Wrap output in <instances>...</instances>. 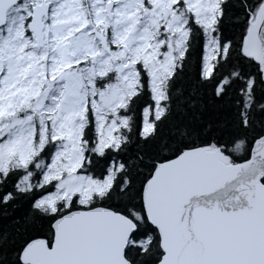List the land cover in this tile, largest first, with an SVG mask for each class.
Masks as SVG:
<instances>
[{"label": "snow or ice", "instance_id": "6c2138e0", "mask_svg": "<svg viewBox=\"0 0 264 264\" xmlns=\"http://www.w3.org/2000/svg\"><path fill=\"white\" fill-rule=\"evenodd\" d=\"M0 264H264V0H0Z\"/></svg>", "mask_w": 264, "mask_h": 264}]
</instances>
